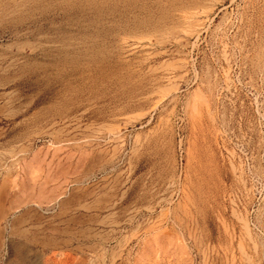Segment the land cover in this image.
Masks as SVG:
<instances>
[{
    "label": "rangeland",
    "instance_id": "rangeland-1",
    "mask_svg": "<svg viewBox=\"0 0 264 264\" xmlns=\"http://www.w3.org/2000/svg\"><path fill=\"white\" fill-rule=\"evenodd\" d=\"M0 6V264H264V0Z\"/></svg>",
    "mask_w": 264,
    "mask_h": 264
},
{
    "label": "bare ground",
    "instance_id": "bare-ground-1",
    "mask_svg": "<svg viewBox=\"0 0 264 264\" xmlns=\"http://www.w3.org/2000/svg\"><path fill=\"white\" fill-rule=\"evenodd\" d=\"M6 12H7L6 8L0 6V16L3 15V14L6 15ZM191 14H192V13H191Z\"/></svg>",
    "mask_w": 264,
    "mask_h": 264
}]
</instances>
